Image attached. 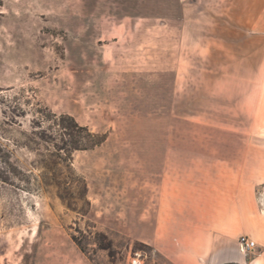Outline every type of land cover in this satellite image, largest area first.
Instances as JSON below:
<instances>
[{
	"label": "rangeland",
	"instance_id": "1",
	"mask_svg": "<svg viewBox=\"0 0 264 264\" xmlns=\"http://www.w3.org/2000/svg\"><path fill=\"white\" fill-rule=\"evenodd\" d=\"M235 7L0 0V264H171L154 247L145 154L166 136L209 135L196 123L202 81L187 73H202L204 27L233 22ZM53 113L105 140L72 149L77 131Z\"/></svg>",
	"mask_w": 264,
	"mask_h": 264
},
{
	"label": "crops",
	"instance_id": "2",
	"mask_svg": "<svg viewBox=\"0 0 264 264\" xmlns=\"http://www.w3.org/2000/svg\"><path fill=\"white\" fill-rule=\"evenodd\" d=\"M233 1L237 19L204 27L202 73H187L202 81L193 121L209 135L166 136L145 154L154 247L171 264H264V0Z\"/></svg>",
	"mask_w": 264,
	"mask_h": 264
},
{
	"label": "trees",
	"instance_id": "3",
	"mask_svg": "<svg viewBox=\"0 0 264 264\" xmlns=\"http://www.w3.org/2000/svg\"><path fill=\"white\" fill-rule=\"evenodd\" d=\"M53 120L55 124H57L62 129L77 131L76 139L70 142V146L74 150L91 149L100 145L105 140V136L103 134L92 131L87 125L79 124L72 116L68 114H60L57 116L53 113ZM82 187L85 188V185ZM67 205L69 206V204ZM73 239L75 240V238ZM77 244L80 246V242H77Z\"/></svg>",
	"mask_w": 264,
	"mask_h": 264
},
{
	"label": "built area",
	"instance_id": "4",
	"mask_svg": "<svg viewBox=\"0 0 264 264\" xmlns=\"http://www.w3.org/2000/svg\"><path fill=\"white\" fill-rule=\"evenodd\" d=\"M239 248L243 253H248L253 251L256 247L255 240L249 238L247 235H241L238 238ZM130 264H139V259L137 257H133L130 261Z\"/></svg>",
	"mask_w": 264,
	"mask_h": 264
},
{
	"label": "bare ground",
	"instance_id": "5",
	"mask_svg": "<svg viewBox=\"0 0 264 264\" xmlns=\"http://www.w3.org/2000/svg\"><path fill=\"white\" fill-rule=\"evenodd\" d=\"M225 264H227V263H225ZM230 264H235V263H230Z\"/></svg>",
	"mask_w": 264,
	"mask_h": 264
},
{
	"label": "water",
	"instance_id": "6",
	"mask_svg": "<svg viewBox=\"0 0 264 264\" xmlns=\"http://www.w3.org/2000/svg\"><path fill=\"white\" fill-rule=\"evenodd\" d=\"M263 196H264V193H263Z\"/></svg>",
	"mask_w": 264,
	"mask_h": 264
}]
</instances>
